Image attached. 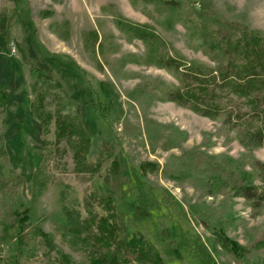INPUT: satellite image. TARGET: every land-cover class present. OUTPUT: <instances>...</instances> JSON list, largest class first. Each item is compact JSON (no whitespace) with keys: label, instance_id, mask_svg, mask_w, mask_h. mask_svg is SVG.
<instances>
[{"label":"rangeland","instance_id":"rangeland-1","mask_svg":"<svg viewBox=\"0 0 264 264\" xmlns=\"http://www.w3.org/2000/svg\"><path fill=\"white\" fill-rule=\"evenodd\" d=\"M179 1L188 6V0ZM209 2L223 21L264 37V0ZM137 4L138 7L133 6L131 0H0V91L5 94L4 102L0 101V135L6 140L9 155L5 174L9 177L15 173L25 179L23 184L17 182L16 188L17 209L30 210L27 238L34 239V230L41 228L53 243V249L49 250L41 238L33 240L37 250L40 244L38 256L22 258L20 264H53L61 254L82 264L87 242L92 243L100 236L99 221L110 214L104 202L95 198L98 192H112L119 197L129 234L140 231L155 241L166 264H235L219 245L218 250L214 248L213 236L191 213L194 207L207 212L208 221L220 225L228 237L245 248L249 249L264 235V209L254 214L243 199H234L231 208L225 210L223 196H209L188 182L171 178L172 170L188 152L230 156L235 160L247 152L235 140V133L229 143L220 135L221 121L157 99L163 85L179 83L170 72L145 64V44L133 37V32L129 35L119 28L123 21L135 27L153 28L169 47V56L182 55L190 62L212 67L215 63L198 48L197 39L189 38L182 25L163 27L158 22L162 17L149 11L153 8L142 1ZM195 6L199 8L200 4ZM39 70L54 82L59 81L65 93L45 83L37 74ZM84 73L95 87L89 85ZM105 84L118 96L124 115L119 121L114 114L100 118L97 125L93 89L103 94ZM40 94L45 97L46 109L54 116L47 135L51 147L46 170L51 179L48 189L33 200L30 188L36 165L34 154L43 153V143L40 122L31 106ZM73 109L92 136L88 161L96 163L100 150L111 144L114 159L126 169L127 177L125 171L112 176V160L104 164L100 174L76 172L74 153L66 141H58L56 127L58 119ZM252 154L264 162L263 148L254 149ZM3 162L0 157V163ZM150 162L159 164L161 169L143 173L141 165ZM247 169L251 171L249 166ZM137 178L144 186L146 203L152 205L138 215L142 193ZM166 192L174 197L176 209L174 204H164ZM3 193L5 196L16 193L14 183ZM73 201L74 205L70 203ZM9 203L0 199V218L4 214L5 220L10 219L6 206ZM64 208L79 213L84 227L80 239L69 227ZM109 222L115 220L109 218ZM6 225L12 228L9 222ZM4 226H0V234ZM160 232L169 238L161 239ZM171 240H177L181 259L172 255ZM13 247L12 241L0 243L3 264L12 255Z\"/></svg>","mask_w":264,"mask_h":264},{"label":"trees","instance_id":"trees-1","mask_svg":"<svg viewBox=\"0 0 264 264\" xmlns=\"http://www.w3.org/2000/svg\"><path fill=\"white\" fill-rule=\"evenodd\" d=\"M138 1L153 8L148 9L152 14L157 13L162 17L163 20L158 22L163 27L171 29L177 24L182 25L189 38L197 39L198 48L215 63L212 67L190 62L182 55L169 56V47L153 28L135 27L123 21L119 28L129 35L133 32L132 36L145 44L147 49L145 64L170 72L179 83L178 86L163 85L157 99L161 102L174 103L212 121H221L220 135L225 136L227 143L233 142L235 138L247 152L240 160L230 156L215 157L199 151L188 152L178 167L172 170L171 178L188 182L194 188L206 191L209 196H223L225 210L231 208L232 200L243 199L254 214L261 213L264 209V162L255 159L252 152L257 148L264 149V37L250 32L241 25L223 21L214 12L209 0H188V6H184L179 0H131V3L138 7ZM197 3L200 4L199 8L195 6ZM37 74L49 86L65 93L59 81L54 82L41 70ZM86 77L89 85L95 87L91 79ZM93 92L98 110L97 125L100 124V118L107 119L112 114L117 121L123 118L124 112L118 103V96L108 89L106 84L103 85V94H99L96 89H93ZM4 100L5 94L0 91V101ZM31 108L33 115L40 122V137L43 143V153L34 154L36 165L31 175L30 188V195L34 200L48 189L51 179L46 170L51 147L47 135L54 116L46 109L43 94H40ZM56 127L58 141H66L74 153L77 173L100 174L104 164L112 160L110 168L112 176H119L125 171L127 177L126 169L114 159L116 154L111 144L100 150L96 163L88 161L92 136L74 109L62 119H58ZM97 131H100V128L97 127ZM232 133H235L234 138L231 136ZM0 157L4 161L0 163V199L5 203L10 201L6 206L7 213L11 216L9 220H5L4 214L0 218V226L5 225L0 234V243L12 241L14 244L13 253L4 264H20L22 258L38 256L40 244L37 250L33 240L41 238L49 250L53 249V243L41 228L34 230L36 236L34 239H28L25 235L27 223L30 221V210L20 212L17 209L19 198L16 188V183L23 184L25 179L15 173L6 176L5 164L9 162V155L3 135H0ZM160 169L159 164L151 162L141 165L143 173L148 171L155 173ZM10 183H14L16 193L5 196L3 190L8 188ZM136 184L142 193L138 202V215L146 212L152 205L146 203L144 186L138 178ZM111 193L98 192L94 195L104 202L106 212L110 214L108 218L99 221V228L102 230L100 236L92 243L87 242L82 264H166L155 241L140 231L129 234L121 200ZM61 195L64 197L65 193L62 192ZM163 202L167 206L174 204L173 208L176 209L171 194L166 192ZM70 203L74 205V201ZM64 211L69 227L73 228L72 232L80 239L84 227L80 223L79 213L68 208H64ZM140 211L142 212L139 213ZM191 213L196 214L213 236L214 248L218 250L219 245L235 264H264V256L260 255L264 254L261 251L264 249V235L248 249L228 237L220 225L208 221L205 218L207 212L194 207ZM109 218L115 222L110 223ZM7 222L12 228L6 227ZM160 234L161 239L169 238L165 232ZM81 240L85 242L84 239ZM169 249L173 256L181 259L177 240L170 241ZM0 264H3L1 260ZM53 264L77 263L70 256L61 254Z\"/></svg>","mask_w":264,"mask_h":264}]
</instances>
